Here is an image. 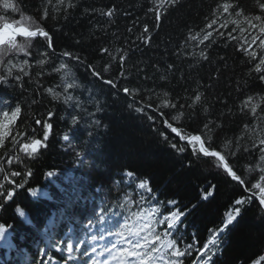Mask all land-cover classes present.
<instances>
[{
  "label": "trees",
  "instance_id": "trees-1",
  "mask_svg": "<svg viewBox=\"0 0 264 264\" xmlns=\"http://www.w3.org/2000/svg\"><path fill=\"white\" fill-rule=\"evenodd\" d=\"M14 2H18L21 13H4L0 9V15L9 21L19 20L23 15L26 26L39 23L49 31L53 42L48 48L38 47L34 40L20 39L40 55L36 60L28 57L29 66L25 71L29 76L24 77L23 88L19 84L14 88L0 86V111L11 113L17 105L21 107L9 134L0 142V224L7 229L0 239V264H48L45 260H51L53 264L62 261L71 264L52 236L51 242L46 243L39 239L36 230L51 217L61 218L59 224L63 230L65 226L75 224L71 215L77 217V224L85 216L91 217L85 201L68 203L82 195L78 194L79 190L87 193L96 204L100 197L95 193L98 188L107 199L106 208L119 207L124 211L122 199L132 196L139 180H148L156 197L146 203L147 207L157 206L160 212H167L168 208L157 201L175 200L182 211H187V215L181 217L182 225H186L182 228L184 241L178 246L184 248L198 242L197 248L202 249L212 233L223 227L228 213L237 206L235 201L250 195L246 191L247 185L243 190L227 178L213 159L196 158L190 152L178 153L171 149L161 136L163 133L172 142L178 141L162 122L167 116L152 122L143 113L129 109L128 105L133 101V108L144 105L151 96L154 109L167 93V98L173 101L196 103L201 115L204 108H208V119L225 123V131L217 144L218 150L226 153L228 141L243 136L249 121L251 126H257V121L241 111L242 103L251 96L264 108V99H261L264 83L256 78L258 74L254 71L261 54L258 42L249 49L257 52L254 62H249L241 50L244 39H240V43L228 41L225 47V41L217 38V43L207 48L209 61L200 59V51L205 49L207 42L199 45L189 36L205 29L216 13L217 4L223 0H179L177 5H166L165 8H157L161 0H71V8L68 7L69 0H64L62 6L59 0ZM243 8L248 15L259 14L256 0H243ZM109 11L111 16L107 15ZM157 11L163 13L159 20L155 19ZM231 19L236 17L233 15L229 17ZM3 22L0 20V25ZM233 27L229 24L225 31H231ZM213 35L215 37V33ZM234 35L241 37L239 31ZM142 37H147V42ZM40 42L46 43L43 38ZM64 50L78 53L102 74L101 78L92 77L90 70L77 67L67 58L57 59L53 55ZM41 58L46 61L43 66L37 63ZM65 62L69 63L68 69L60 73L52 70ZM169 65H172L171 69ZM39 72L43 75L37 76ZM108 79L116 86L103 82ZM62 82L77 85L70 94L79 97L89 112L96 113L99 128L89 126L92 117L69 107L63 98L54 99L53 93L47 91L52 88L54 92H62V88L56 87ZM124 87L131 89L132 94H125ZM197 88L202 94L200 102H195L192 96ZM89 90L100 102L102 111L96 112V105L89 103ZM33 100L36 103H32ZM49 112L53 113L51 118ZM221 113L227 116V121L220 117ZM72 115H77L78 119L83 117L74 129ZM148 115L159 117L160 114L149 110ZM173 115L178 113L173 112ZM36 120L41 123L37 124ZM44 122L53 125L46 147L38 149L35 158L28 157L21 150L22 144L34 139H40L44 144ZM173 126L182 127L185 134L192 133V128L203 127L186 118ZM89 131L93 132L91 136ZM66 133L70 140L63 142ZM258 135H264V132ZM249 143V140H240V144ZM183 144L179 141V145ZM237 156L240 157L237 174L248 180L247 169L258 157H250L247 153L241 156L239 151ZM79 157L84 161L81 168L76 167L80 163ZM229 163L234 170L237 168L235 159H230ZM17 171L21 175L13 177L12 172ZM127 171H132L136 177L130 186L122 183V176ZM48 172L53 175L48 176ZM17 182L22 187H18ZM32 190L36 191V196L32 195ZM6 191L12 192L11 198L5 195ZM208 193L211 195L205 200ZM240 207L241 214L221 234L219 244L210 246L217 253L212 264H264V213L256 199ZM20 249L27 250L28 254L21 257ZM41 249L44 252L39 256ZM6 251L18 253L19 257L5 262L3 254ZM199 257L200 253L196 251L183 257L182 262L196 264Z\"/></svg>",
  "mask_w": 264,
  "mask_h": 264
},
{
  "label": "snow or ice",
  "instance_id": "snow-or-ice-1",
  "mask_svg": "<svg viewBox=\"0 0 264 264\" xmlns=\"http://www.w3.org/2000/svg\"><path fill=\"white\" fill-rule=\"evenodd\" d=\"M179 3V0H161V3L157 5V8H165L166 5L175 6ZM64 0H59V5L62 6ZM68 7H73L71 0H69ZM256 7L259 9V14L255 12L251 15L245 13L243 8V0H223L222 3L217 4L216 13L213 14L210 22L207 23L205 29L199 34H190L189 39L196 42L199 45H207L205 49L200 51V59L204 61H209V55L207 48H210L212 44L217 43V38L225 41L224 46H227V42L231 40H236L240 43V39H244L245 43L241 45V50L247 55L249 62H254L257 60V52L254 50H249L253 44H257L261 49L260 58L257 63H255L254 71L258 74L256 77L261 83H264V0H256ZM0 9L4 13H21L22 9L19 7L18 2L14 0H0ZM218 13V14H217ZM163 13L157 11L155 13V19L159 20ZM47 15V13L45 14ZM107 15L111 16L112 12L109 11ZM235 16L236 19L229 20V17ZM242 18V19H241ZM0 20L4 22L0 25V86H5L8 88H14L17 84L19 87L23 88V80L25 76H29V73L25 71V68L29 66L28 57H32L36 60L39 56V52H33L32 49L25 46L21 42L20 38L25 40H34L38 47H52L53 38L49 34V31L45 30L39 23L33 22L30 26H26V18L21 15L19 20L9 21L5 16L0 15ZM229 24L234 25L231 31H225L228 29ZM246 25V27H244ZM239 31L241 37L237 38L234 33ZM144 32L148 33V28H144ZM215 33V37L213 35ZM247 33V35H245ZM40 38H43L45 44H41ZM145 42H147V37H142ZM79 43V41H77ZM107 51V49H103ZM53 55L57 56V59L67 58L68 62H74L77 67L83 68L85 71H89V74L94 78H101L102 74L97 72L90 64L85 62V59L81 57L78 53L73 51L64 50L60 53ZM221 60L224 57H220ZM19 61V63H13V61ZM60 63L59 67H53L55 73H60L69 67V63ZM38 65L43 66L46 61L41 58L37 61ZM24 65L21 67L20 65ZM226 66V65H225ZM169 69L172 65L168 66ZM107 71V69H105ZM217 69V73H219ZM43 75V72L37 73V76ZM69 80L72 78L69 76ZM165 79V77H161ZM31 82V79L29 80ZM105 84L115 87V82L111 79L103 81ZM58 88H62V92H54L52 88H48L47 91L53 93V98L60 100L63 98L64 103L68 104L69 107H73L79 113H85L87 116L92 117L91 124L89 125L92 129L100 127V121L96 119L95 112H89L87 108L83 107V102L79 97H74L71 91L77 88L74 82L61 83L56 85ZM211 87V85H208ZM125 94L131 95V89L128 87L123 88ZM168 94L165 93V99L161 101L156 108H152L151 96H149V102L133 108V103L128 105L129 109L136 113H143L147 116L149 121L155 122L157 118L163 119V124L170 129L171 133L178 137L177 142H172L169 136L164 135L163 139L169 144L170 148L177 151L178 153L190 152L196 158L201 156L204 158H216L217 166L222 167L224 172L231 177L232 181L238 182V186L247 185L246 191L250 193L249 196L237 199L232 211L228 213L226 219L223 221V227H220L217 231H214L211 238L203 245V248H196V243L189 244L184 248L179 247L182 244L184 237L182 235V228L186 225H182L181 217L187 215V211H182L175 200L168 201H157L158 204L168 208L167 214L160 212L159 210H144L133 212L131 216H123L119 213H113L111 216L104 210H100L95 222L92 220L88 221L90 226L95 224H105L111 223V228L105 229L109 236H115L117 239L115 242L111 243V246H105L103 252H107L112 261L115 264H183L181 257L191 255L193 250L199 251L200 257L196 261V264H212L214 256L217 254L212 251V247L219 244L221 234L225 232L227 227L232 224L237 217L241 214V207L246 203L251 204L252 201L257 197L259 199V205L264 206V135H258L260 132H264V108L260 107V104L255 100L254 97L249 96L246 101L241 105V111L250 116L253 120L257 121V126H251V121L245 125L244 135L233 140L228 141L229 150L226 153H222L218 150L217 141L220 136L225 131V123H217L216 120L208 119L210 115L209 109L204 108L203 115L197 111V104L187 102L181 103L180 99L173 101L167 98ZM192 96L195 102H200L202 99V94L199 92V88L193 91ZM261 99H264L262 97ZM187 98H185V101ZM32 103H36L35 100ZM89 103H94L96 105V112L102 111L100 102L96 100L95 96L89 90ZM260 108V112L257 109ZM168 109L167 113L163 110ZM184 109H189L190 111L185 112ZM154 111L160 114L159 117H154L148 115V111ZM173 112L178 113V115H173ZM21 113V107L17 105L14 110L9 113L8 111L3 112L4 121L0 124V128L3 129V134L0 135V142L3 141L4 137L9 134L10 126L13 125L17 117ZM51 118L53 116L52 112L48 113ZM220 117L224 121H227V116L224 113L220 114ZM83 117H80L82 119ZM182 118L187 120H192L195 123L202 124L203 127L192 128V133L185 134L182 127L173 126L174 123H179ZM80 119L77 115L71 116L73 129L78 127L80 124ZM37 124H40V120H36ZM53 127L52 123H43V141L42 144L40 139H34L30 143H23L21 150L24 151L25 155L28 157L35 158L38 149L41 147H46L47 141L49 140V130ZM199 134H193V133ZM92 131L88 132L91 136ZM253 134L255 138H253ZM249 140V145L240 144V140ZM70 140V136L66 133L63 135V141L67 142ZM179 141H183L184 144L179 145ZM258 141V142H257ZM239 145V148H237ZM237 151L243 156L247 153L250 157H258L253 166L249 167L247 171L249 172L250 178L245 180L242 175H238L239 171V159L237 156ZM235 159L237 162V168L234 170L230 166L229 160ZM191 163V162H190ZM258 169V170H257ZM13 177H19L20 172H12ZM30 175V173H29ZM48 176H52V172L47 173ZM126 177L130 180H135L136 177L132 171H127L125 173ZM18 187H22L17 182ZM138 188L141 190L138 195H140L141 200L146 203H151L156 197L153 193L152 188L149 186L148 180H139ZM207 191V189H205ZM36 191L32 190V195L36 196ZM147 194V195H146ZM5 195L9 198L12 197L11 191H6ZM211 193H208L204 197L205 200L208 199ZM195 207V205H193ZM174 208L175 210H171ZM191 209H188L190 211ZM23 215V213H20ZM6 227L0 224V239H3ZM103 239V237H101ZM95 239V237H93ZM118 245H122L118 247ZM67 250L69 253L73 251V245L71 243L67 244ZM95 251V249H93ZM103 252L100 255H103ZM87 255V253H85ZM264 259V257H262ZM104 264H108L105 261Z\"/></svg>",
  "mask_w": 264,
  "mask_h": 264
},
{
  "label": "rangeland",
  "instance_id": "rangeland-1",
  "mask_svg": "<svg viewBox=\"0 0 264 264\" xmlns=\"http://www.w3.org/2000/svg\"><path fill=\"white\" fill-rule=\"evenodd\" d=\"M20 39H22V38H20ZM1 101V100H0ZM3 121H4V117H3V111H0V124H2L3 123ZM0 133H3V129L2 128H0ZM62 141H63V138H62ZM63 142H65V141H63ZM214 160V159H213ZM216 161V160H215ZM79 164L76 166L77 168H81L82 166H83V158L82 157H79ZM219 171H220V167H219ZM221 172V171H220ZM222 173V172H221ZM223 174V173H222ZM79 193L78 194H81V190H79L78 191ZM82 195H78L75 199L73 198V199H70L69 201H68V203H69V205H73V202L75 201V200H78V198L79 197H81ZM123 202L125 203V202H128V201H126V199L125 200H123ZM142 202L140 201V204H141ZM68 211L70 212L71 211V208L70 207H68ZM56 218L55 217H51L46 223H44L42 226H41V228H39V229H37L36 230V232H37V235H38V237H39V239L40 240H45V242L46 243H50L51 242V237L50 236H52V235H50V233H53V231H54V229H53V224H55V220ZM53 226V227H52ZM70 232V230H68V232H67V234H65L64 236H61L60 238H58V235H55V236H53L55 239H56V241H57V244L58 245H61V243L63 244L64 242V239H65V237L67 236L69 239V241H68V243L67 244H69V243H71L72 245L74 244V242H72V239H71V234L69 233ZM54 235V234H53ZM64 245V244H63ZM196 246V245H195ZM196 248H197V246H196ZM78 249H79V245H76L74 248H73V251H74V255L75 254H77V252H78ZM64 250H65V254L66 255H70L71 253H69L68 252V250H67V245H65L64 246ZM196 250L194 249L193 250V252H195ZM44 252V249H41V251L39 252V256L42 254ZM192 252V253H193ZM26 254H28V251L27 250H23V249H20V251H19V255L21 256V257H24V256H26ZM12 255L10 254V251L8 252V251H6V252H4V254H3V258H4V260L5 261H7V260H9V258L11 257ZM180 259H182V257L180 258ZM47 263V262H46Z\"/></svg>",
  "mask_w": 264,
  "mask_h": 264
},
{
  "label": "water",
  "instance_id": "water-1",
  "mask_svg": "<svg viewBox=\"0 0 264 264\" xmlns=\"http://www.w3.org/2000/svg\"><path fill=\"white\" fill-rule=\"evenodd\" d=\"M23 39V38H22ZM160 116V115H159ZM162 119V118H161ZM163 120V119H162ZM175 135V134H174ZM178 140H179V138L178 137H176ZM181 143H184L183 141H180ZM210 159H214V160H216L217 161V159L216 158H211V157H209ZM220 171L227 177V178H229L230 180H231V177H229L225 172H224V170H223V168L222 167H220ZM232 181V180H231ZM233 182H235V183H237L238 184V182H236V181H233ZM240 187L244 190V185H240ZM256 200H257V202H258V204H259V199L258 198H256ZM260 206V205H259ZM260 208H261V210H262V212L264 213V206H260Z\"/></svg>",
  "mask_w": 264,
  "mask_h": 264
},
{
  "label": "bare ground",
  "instance_id": "bare-ground-1",
  "mask_svg": "<svg viewBox=\"0 0 264 264\" xmlns=\"http://www.w3.org/2000/svg\"><path fill=\"white\" fill-rule=\"evenodd\" d=\"M110 242H111L110 240H107V242H106V243H110ZM96 257H97V259H99V257H98V256H96ZM109 262H110L109 264H115V263H114V261H112V260H110Z\"/></svg>",
  "mask_w": 264,
  "mask_h": 264
}]
</instances>
